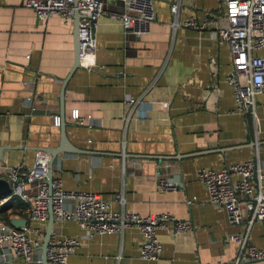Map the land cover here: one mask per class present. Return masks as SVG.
Here are the masks:
<instances>
[{"label": "crops", "instance_id": "1", "mask_svg": "<svg viewBox=\"0 0 264 264\" xmlns=\"http://www.w3.org/2000/svg\"><path fill=\"white\" fill-rule=\"evenodd\" d=\"M24 2L0 0V177L5 166L29 167L34 150L57 146L52 117H58L60 84L74 59L73 20L64 22L56 14L37 20ZM152 3L153 20L139 36L124 34L118 22L99 16L95 64L101 68L79 66L65 83L64 133L76 151L57 154L51 176L64 190L95 193L112 212L167 213L190 228L175 235L157 229L161 252L147 261L137 257L140 236L133 227L88 235L74 221L53 220L51 229L78 241L65 264H224L235 253L226 236L244 233L243 222L229 223L222 208L207 204L196 171L250 159L255 149L264 166V96L256 97V120L233 108L223 80L231 68L228 48L213 36L224 24L218 0ZM173 3L175 14L169 11ZM104 9L120 12L121 6L107 2ZM204 14L216 19L214 28L182 26L185 18L200 20ZM209 59L215 62L214 76ZM211 88L214 92L203 96ZM126 96L134 103H125ZM72 110L82 123L70 118ZM158 179L174 188L159 190ZM23 203L20 214L9 219L26 218L28 203ZM247 239L264 250V220L250 224ZM0 253L6 255L0 264H24L3 245Z\"/></svg>", "mask_w": 264, "mask_h": 264}, {"label": "built area", "instance_id": "2", "mask_svg": "<svg viewBox=\"0 0 264 264\" xmlns=\"http://www.w3.org/2000/svg\"><path fill=\"white\" fill-rule=\"evenodd\" d=\"M107 2L120 3L121 11L104 9ZM222 7L224 24L215 27L216 19L204 14L200 20L187 17L182 26L201 30L213 26V36L217 44H225L230 56V71L224 82L231 90L233 108L247 112L256 120L254 110L257 96H264V54L258 53L264 48V0H218ZM37 20H45L58 15L64 22L77 20V57L78 65L86 71L99 70L95 64V35L98 18L104 14L108 19L119 23L124 34L139 36L148 31L153 20L152 0H25ZM176 4L169 5V11L175 14ZM176 23L171 22L174 28ZM207 66L211 76L215 74V62L209 59ZM214 92L207 89L203 96ZM125 103H134L131 97L124 98ZM70 118L82 123L76 110L70 112ZM87 126H90V117ZM53 125H58V117H52ZM2 177L9 186V194L1 199L5 202L14 197L27 202L24 226L15 229L0 224V246L6 247L11 257H20L24 264H41L39 246L44 233L48 210L53 220L74 221L86 234L120 233L126 227L135 228L140 236L137 257L142 260H155L161 252V245L155 236L157 229H165L171 235L186 231L190 225L185 220L173 218L167 213L141 216L120 209L112 212L108 203L88 191L64 190L58 178L46 182V155L41 149L33 151L29 167L21 164L5 166ZM197 180L206 191V202L213 207L222 208L229 223L245 224L243 234L226 236V242L235 246L232 259L224 264H239L243 261H264V250L256 248L247 239L250 224L264 220V166L256 149L253 157L241 162L223 165L218 169L209 167L196 171ZM159 190H170L174 184L164 179L157 180ZM114 200L122 204L120 194ZM65 201L70 207L64 206ZM188 203V201H186ZM246 216V219L244 218ZM78 245L76 238L60 235L51 229L46 247L45 264H65L66 257ZM5 258L4 253H0Z\"/></svg>", "mask_w": 264, "mask_h": 264}, {"label": "water", "instance_id": "3", "mask_svg": "<svg viewBox=\"0 0 264 264\" xmlns=\"http://www.w3.org/2000/svg\"><path fill=\"white\" fill-rule=\"evenodd\" d=\"M79 16L77 14H74L73 16V25H74V59H73V64L68 71V74L66 77L62 80L59 88V95H58V103H59V114H58V143L57 146L54 148H43L41 149L45 155H46V182L49 185V182L52 178L51 173H52V162L53 159L56 157L57 154L62 153V152H75L76 150L67 142L65 138V133H64V121H63V106H62V98H63V89L65 86V83L71 73L79 67L78 65V57H77V46H78V39H77V20ZM9 194V186L7 181L4 178L0 177V200L8 196ZM53 222V218L51 216L50 210H48V215L46 219V226L44 229L43 237L41 240V244L39 246V251H40V262L41 264H45V247L46 243L51 231V225ZM9 225L12 226L15 229H18L25 224V219L23 218H10L8 221Z\"/></svg>", "mask_w": 264, "mask_h": 264}, {"label": "trees", "instance_id": "4", "mask_svg": "<svg viewBox=\"0 0 264 264\" xmlns=\"http://www.w3.org/2000/svg\"><path fill=\"white\" fill-rule=\"evenodd\" d=\"M25 206V203L17 198L9 197L5 203L0 206V220L4 223H8L9 216L12 214H20V210L25 208ZM15 208L19 210H15Z\"/></svg>", "mask_w": 264, "mask_h": 264}]
</instances>
